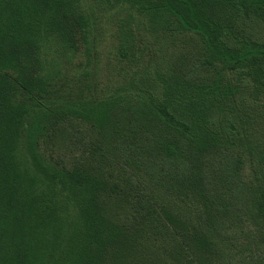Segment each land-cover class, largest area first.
<instances>
[{"label":"trees","instance_id":"obj_1","mask_svg":"<svg viewBox=\"0 0 264 264\" xmlns=\"http://www.w3.org/2000/svg\"><path fill=\"white\" fill-rule=\"evenodd\" d=\"M86 3L91 4L90 11H85ZM217 5L220 15L211 12ZM229 6L247 18L264 14V0H0V264H104L119 227L102 202V179L85 170L68 171L48 164L38 151V137L52 116H72L105 128L115 115L124 113L156 121L176 135V142H156L164 162L178 168L167 187L185 188L181 196L187 198L206 196L212 205L209 214L224 218L202 228L164 223L161 227L150 222L129 235L148 231L170 236L179 264H205L199 259L202 244L208 255L230 264L231 259L225 258L228 251L213 241L214 234L228 231L226 218L234 216L235 204L243 200L246 188L239 186L228 198L204 194L208 177L199 169L198 155L237 144L234 134L239 131L234 123L229 122L227 130L215 123L216 111L228 110L222 99L232 96V89L218 81L190 82L160 70L153 80L120 84L110 96L93 93L98 92L97 82H90L87 74L76 80L84 84L66 93L56 83L66 77V65L75 57L68 25L79 10L87 12L74 16L83 28L89 20L112 12L111 17L121 12L134 24L138 14L149 18V35L156 33L163 16L171 17L183 30L200 34L214 57L231 70L251 68L255 77L263 78L264 46L244 42L238 51L225 49L228 23L221 19ZM143 24L140 21L137 29ZM128 33L113 38L114 42L120 52L125 50L123 59L139 64L145 49L137 51L138 38L131 40ZM39 54L48 63L47 67L42 64L43 75ZM22 93L29 99L20 100ZM236 159L226 164L228 179L231 171L234 179L239 175L241 160ZM229 225L230 230L238 227L233 222Z\"/></svg>","mask_w":264,"mask_h":264},{"label":"rangeland","instance_id":"obj_2","mask_svg":"<svg viewBox=\"0 0 264 264\" xmlns=\"http://www.w3.org/2000/svg\"><path fill=\"white\" fill-rule=\"evenodd\" d=\"M91 8L90 3L84 5L85 11ZM223 11L221 20L228 23L224 38L227 51L240 50L244 42L264 46V14L247 18L231 6ZM211 12L220 15L222 9L217 5ZM81 13L87 12L79 10L74 16L80 17ZM112 13L97 21L89 20L86 28L71 15L73 26L68 25V33L74 41L75 57L66 65V77L56 81L64 87L59 86V91L66 93V89L84 84L76 80L87 74L90 82H97L98 92L93 93L110 96L120 84L153 80L156 70L168 71L190 82L218 81L222 87H230L232 96L222 99L229 108L216 111L215 123L224 130L229 122L234 123L239 131L234 134L237 144L198 155L199 169L210 181L206 183L208 191L203 193L209 192L215 199L228 198L239 191V186H245L244 198L235 204L234 216L226 218L228 231L215 232L213 241L228 251L225 258L231 259L230 264H264V77H255L251 68L231 70L223 60L214 57L200 34L183 30L171 17L163 16L156 33L149 35V18L135 14L138 19L133 24L121 12L111 17ZM140 21L144 24L138 30ZM125 31L130 32L126 35L131 34V40L138 38L137 51L145 49L139 64L123 59L125 50L120 52L114 42L113 38L121 39ZM43 62L47 67L48 63L40 56L41 66ZM44 72L43 66L39 73ZM19 99H29V95L22 93ZM45 125V133L38 137V151L48 164L68 171L85 170L102 179V202L108 217L119 227L104 264H179L173 257L175 242L170 236L151 235L148 231L142 235L129 234L135 227L148 226L150 222L161 227L164 223L202 228L212 221L224 220L222 216L209 214L212 205L206 196L187 198L181 196L185 188L167 187L178 168L164 162L156 142H176V135L156 121L124 113L115 115L105 128L72 116H52ZM236 158L241 160L239 175L234 179L231 171L228 179L226 164ZM231 222L238 227L230 230ZM207 250L205 244L200 245L199 259L205 264H222L216 256L208 255Z\"/></svg>","mask_w":264,"mask_h":264}]
</instances>
